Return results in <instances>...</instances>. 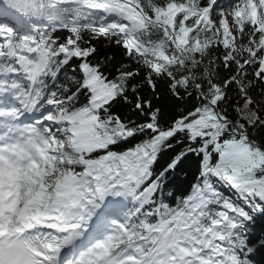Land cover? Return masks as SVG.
Instances as JSON below:
<instances>
[{
	"label": "snow or ice",
	"instance_id": "snow-or-ice-1",
	"mask_svg": "<svg viewBox=\"0 0 264 264\" xmlns=\"http://www.w3.org/2000/svg\"><path fill=\"white\" fill-rule=\"evenodd\" d=\"M0 264H264V0H0Z\"/></svg>",
	"mask_w": 264,
	"mask_h": 264
},
{
	"label": "trees",
	"instance_id": "trees-1",
	"mask_svg": "<svg viewBox=\"0 0 264 264\" xmlns=\"http://www.w3.org/2000/svg\"><path fill=\"white\" fill-rule=\"evenodd\" d=\"M94 43H96L102 55L105 53H114L115 51L113 48L106 47L103 41H98V42L94 41ZM175 186L177 191H183L186 189L187 185L185 183V177L183 176V174L179 175L175 179Z\"/></svg>",
	"mask_w": 264,
	"mask_h": 264
}]
</instances>
